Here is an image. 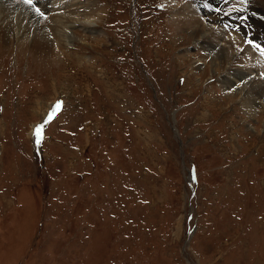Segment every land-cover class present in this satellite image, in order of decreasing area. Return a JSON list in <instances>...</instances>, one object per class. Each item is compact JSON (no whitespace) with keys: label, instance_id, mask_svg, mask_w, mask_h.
<instances>
[{"label":"rangeland","instance_id":"rangeland-1","mask_svg":"<svg viewBox=\"0 0 264 264\" xmlns=\"http://www.w3.org/2000/svg\"><path fill=\"white\" fill-rule=\"evenodd\" d=\"M86 1L102 22L77 33L104 40L65 39L63 64L0 42V264H264V95L251 117L224 98L243 80L170 36L179 4ZM259 12L219 45L247 23L264 40Z\"/></svg>","mask_w":264,"mask_h":264},{"label":"bare ground","instance_id":"bare-ground-1","mask_svg":"<svg viewBox=\"0 0 264 264\" xmlns=\"http://www.w3.org/2000/svg\"><path fill=\"white\" fill-rule=\"evenodd\" d=\"M165 2L168 7L179 4L172 18L164 22L172 28L170 31L173 33L170 36H176L180 32H185L190 36L195 44L202 48L204 54L209 57L208 66L213 73L220 72L222 74L221 64H229V68L224 72L221 82L227 88H230L236 82H240L239 80L243 81L240 86H235V94L230 93L228 89L226 91L228 95L224 98L230 100L235 98L236 94L239 95L241 97L240 106L251 117L254 114L253 107L259 104L257 98L264 95V78H261L257 73L259 64L256 62L255 54L253 55L249 48L243 45V42L253 43V46L261 52V49L264 48V40L256 37L255 31L247 23L248 25L246 24L245 27L239 28V34L227 38L223 44L219 45L217 41L227 27L231 28L235 24L238 16L245 15V11L250 14L251 12L260 14L259 11H262L261 14L264 15V0H182L181 3H178L177 0H165ZM37 8L39 12L36 11ZM46 9L51 11V15L45 14ZM99 9L95 2L86 0H34L31 5L26 3L25 0H0V42L6 46H12L9 41L13 38V40H17V45L24 47L26 51H31L40 57L44 56L53 60L54 63H60L62 62V53L60 52L64 53L68 50L63 44L65 39L66 43L69 44H75L74 37L81 40L84 38L85 41L92 38L95 43L104 40L99 35L90 36L85 34L84 37L82 35L80 37L77 33L79 32L77 29L84 28L86 30L83 29L82 34H94V32H91L94 28L91 23L94 22L96 25L98 23L99 26L102 22L96 19L99 17H95V13L93 14L94 10ZM194 10H203V12L205 10L206 12L216 10L218 16L203 22L193 13ZM254 18L258 17L254 16ZM259 22L264 25V19L263 21L259 19ZM97 37L100 38L97 39ZM171 39L169 40L172 42ZM55 41H57L59 47L55 45ZM170 41H168V46L171 48L173 42L171 44ZM59 50L61 51L59 52ZM234 65L245 67L244 71L239 70L232 74L231 70ZM211 99L212 96H208L205 99L206 103L209 104L208 102ZM200 106L205 107L204 102ZM198 115L203 117L201 113Z\"/></svg>","mask_w":264,"mask_h":264},{"label":"snow or ice","instance_id":"snow-or-ice-1","mask_svg":"<svg viewBox=\"0 0 264 264\" xmlns=\"http://www.w3.org/2000/svg\"><path fill=\"white\" fill-rule=\"evenodd\" d=\"M25 2L31 5V4L34 3V0H25ZM36 11L39 12V9L37 8ZM56 108H57V109L59 108V102L57 103ZM41 129H42V125H41V126H38V128H37V130H36L38 136H39V134H40V132H41Z\"/></svg>","mask_w":264,"mask_h":264}]
</instances>
